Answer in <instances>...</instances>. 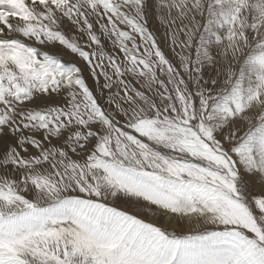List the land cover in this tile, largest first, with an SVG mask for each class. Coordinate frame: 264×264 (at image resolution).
I'll list each match as a JSON object with an SVG mask.
<instances>
[{"label":"snow or ice","instance_id":"1","mask_svg":"<svg viewBox=\"0 0 264 264\" xmlns=\"http://www.w3.org/2000/svg\"><path fill=\"white\" fill-rule=\"evenodd\" d=\"M0 264H264V0H0Z\"/></svg>","mask_w":264,"mask_h":264},{"label":"rangeland","instance_id":"2","mask_svg":"<svg viewBox=\"0 0 264 264\" xmlns=\"http://www.w3.org/2000/svg\"><path fill=\"white\" fill-rule=\"evenodd\" d=\"M161 46L163 47V44H161Z\"/></svg>","mask_w":264,"mask_h":264}]
</instances>
